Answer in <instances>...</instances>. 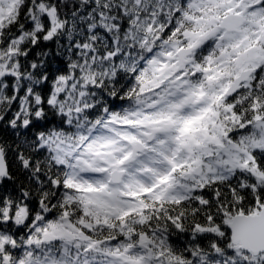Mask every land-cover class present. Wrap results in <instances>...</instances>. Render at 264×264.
Returning <instances> with one entry per match:
<instances>
[{"label": "snow or ice", "instance_id": "6c2138e0", "mask_svg": "<svg viewBox=\"0 0 264 264\" xmlns=\"http://www.w3.org/2000/svg\"><path fill=\"white\" fill-rule=\"evenodd\" d=\"M0 264H264V0H0Z\"/></svg>", "mask_w": 264, "mask_h": 264}]
</instances>
